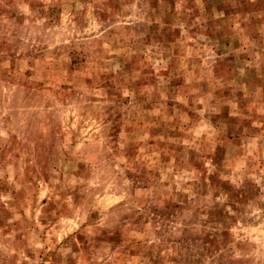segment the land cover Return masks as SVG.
<instances>
[{"label": "rangeland", "instance_id": "374dc122", "mask_svg": "<svg viewBox=\"0 0 264 264\" xmlns=\"http://www.w3.org/2000/svg\"><path fill=\"white\" fill-rule=\"evenodd\" d=\"M0 264H264V0H0Z\"/></svg>", "mask_w": 264, "mask_h": 264}]
</instances>
